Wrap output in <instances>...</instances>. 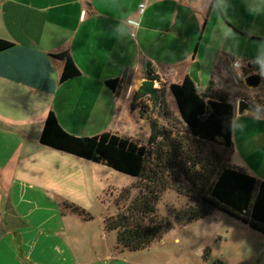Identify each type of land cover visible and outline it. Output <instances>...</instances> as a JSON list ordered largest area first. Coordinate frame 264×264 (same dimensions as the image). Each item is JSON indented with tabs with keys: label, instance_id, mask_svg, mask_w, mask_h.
Instances as JSON below:
<instances>
[{
	"label": "crops",
	"instance_id": "crops-1",
	"mask_svg": "<svg viewBox=\"0 0 264 264\" xmlns=\"http://www.w3.org/2000/svg\"><path fill=\"white\" fill-rule=\"evenodd\" d=\"M179 6L190 11L180 35ZM0 40L11 44L0 51V264H133L145 251L117 250L116 233L103 230L107 211L95 212L113 170L39 142L50 112L72 136L111 133L144 145L156 116L132 104L148 67L168 103L169 85L194 62L198 75L214 77L241 61L264 80V0H0ZM60 53L78 77L60 82ZM110 80L120 82L115 91ZM234 103L230 164L264 181V114L238 115Z\"/></svg>",
	"mask_w": 264,
	"mask_h": 264
},
{
	"label": "trees",
	"instance_id": "trees-1",
	"mask_svg": "<svg viewBox=\"0 0 264 264\" xmlns=\"http://www.w3.org/2000/svg\"><path fill=\"white\" fill-rule=\"evenodd\" d=\"M10 46L0 40V51ZM56 57L63 61L60 82L80 75L68 53ZM229 66L226 64V69ZM147 79L159 81L149 67ZM106 84L115 91L120 82L110 80ZM168 89L178 110V122L167 128L150 118L151 132L144 145L111 133L72 136L60 127L52 112L46 117L39 142L141 181L136 197L116 215L107 216L103 221L105 232L116 233V248L121 252L146 250L172 230L174 224L188 225L213 212L223 213L264 236V181L230 164L235 99L215 90L213 80L206 91L200 93L188 76L181 83L170 84ZM262 89L264 91V83ZM144 95L137 92L134 100ZM150 100L161 109L165 107L158 94ZM251 105L264 114V105L255 102ZM132 107L141 117L148 113L134 102ZM217 147L221 151L216 150ZM179 177L186 181L187 187L177 185ZM170 189L195 200L194 205L177 211L173 222L156 215L160 196ZM130 194L131 189L124 188L119 196L128 200ZM62 208L85 221L91 219L89 213L75 205L63 203ZM208 254L209 249H205L203 260Z\"/></svg>",
	"mask_w": 264,
	"mask_h": 264
},
{
	"label": "rangeland",
	"instance_id": "rangeland-1",
	"mask_svg": "<svg viewBox=\"0 0 264 264\" xmlns=\"http://www.w3.org/2000/svg\"><path fill=\"white\" fill-rule=\"evenodd\" d=\"M211 80H213L216 90L227 94L231 100H236L235 106L239 99H245L249 103L255 102L256 105H264L262 87L258 90L247 89L242 82L235 79L234 74L230 71V66L229 69L222 70L220 74L214 77L211 73L207 74L205 71H201L199 73V85H197L198 92L204 93ZM173 82L178 84L181 80L175 77ZM254 93L257 94L253 95ZM250 94L252 95L247 96ZM158 95L164 101L165 107L162 109L158 104L154 105L148 95L138 99L137 105L143 107L148 113L154 114L160 125L169 128L173 123L178 122V110L172 95L169 98L170 104L166 101L163 88ZM257 128L252 129L257 131ZM235 134L238 137L237 130H235ZM253 144L254 148L256 145ZM216 150L221 151L218 147ZM244 158L247 163L252 160V158ZM253 163H256L255 159ZM259 172L264 174V168L260 166ZM111 173V176L104 177L109 189L100 199L101 209L95 211L97 214L98 212H104L105 209L107 211L106 217L116 215L128 205L136 197L139 187L142 185L139 179L116 171ZM178 181L177 185L179 187H187V183L182 177H179ZM124 188L131 189L128 200H123L119 196ZM194 204V199L178 193L175 189H170L160 196L156 204V215L159 218L173 222L174 214L177 211ZM177 226L179 225L174 224L172 230L167 232L161 239L155 240L152 244H156V246L152 249L149 248L150 250L133 254L135 257L132 258L133 264H202L201 250L204 249V246L208 247L210 251L203 264H264V236L223 213L213 212L204 219L188 224L182 230L178 229ZM114 235L115 233H112L113 238ZM175 238L178 242L174 241ZM159 240H163V242L158 243ZM206 242H208L207 245H205ZM128 262L130 261L128 260Z\"/></svg>",
	"mask_w": 264,
	"mask_h": 264
},
{
	"label": "water",
	"instance_id": "water-1",
	"mask_svg": "<svg viewBox=\"0 0 264 264\" xmlns=\"http://www.w3.org/2000/svg\"><path fill=\"white\" fill-rule=\"evenodd\" d=\"M190 15V11L185 6H179L177 9V16L175 18L174 22V30L180 35L183 32V25L186 20V18ZM250 68L249 66H247ZM199 63L194 62L191 66V69L188 73V77L192 80V82L195 85V88L197 90V85H199ZM263 76L260 73H251L246 75L243 78V84L244 86L249 90H258L262 87L263 84ZM155 81L151 80H145L141 83L139 93L140 94H146L152 99L156 98V88H155ZM198 91V90H197ZM236 112L238 115H242L245 113L249 114H260L257 110H255L251 103H249L245 99H239L236 103Z\"/></svg>",
	"mask_w": 264,
	"mask_h": 264
},
{
	"label": "built area",
	"instance_id": "built-area-1",
	"mask_svg": "<svg viewBox=\"0 0 264 264\" xmlns=\"http://www.w3.org/2000/svg\"><path fill=\"white\" fill-rule=\"evenodd\" d=\"M230 71L234 74L235 79L238 82H243V78L246 75L251 74L249 72V69H248L247 65L246 64H243L241 61H237V60H234V61L231 62V64H230ZM262 81L264 83V80L263 79H262Z\"/></svg>",
	"mask_w": 264,
	"mask_h": 264
}]
</instances>
